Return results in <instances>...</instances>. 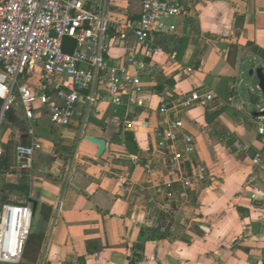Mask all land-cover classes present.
Returning <instances> with one entry per match:
<instances>
[{"label":"crops","instance_id":"crops-1","mask_svg":"<svg viewBox=\"0 0 264 264\" xmlns=\"http://www.w3.org/2000/svg\"><path fill=\"white\" fill-rule=\"evenodd\" d=\"M182 2L186 16L161 21L174 30L154 33L156 51L136 55L147 69L139 73L144 89L133 103L81 102L67 127L51 125L41 110L30 126L19 105L7 114L0 208L36 203L31 234L41 242L30 264H264V133H258L264 116H255L264 107L248 111L239 91L251 83L243 80L245 71L264 69V0ZM118 4L112 18L138 17L139 1ZM114 37L108 66L134 76L126 62L133 38L125 45ZM195 91L216 98L174 116L159 113L162 103L174 107L180 94ZM173 117L194 137L196 158L210 175L190 190L177 183L190 169L180 171L157 149ZM29 129L42 149L21 168L14 149L30 143ZM86 137L105 142L100 157ZM235 143L247 151H236ZM58 159L62 166L53 176ZM122 178L128 186L118 185ZM156 229L164 236L152 240Z\"/></svg>","mask_w":264,"mask_h":264},{"label":"built area","instance_id":"built-area-1","mask_svg":"<svg viewBox=\"0 0 264 264\" xmlns=\"http://www.w3.org/2000/svg\"><path fill=\"white\" fill-rule=\"evenodd\" d=\"M110 1L129 5L135 0L0 1V130L16 105L22 108L30 126L41 110L51 125L67 127L81 102L89 107L117 106L124 100L133 103L131 97L144 89L139 73L147 69L136 55L154 53V33L174 30L161 21L186 16L187 11L182 0H141L137 18L114 19ZM110 34L125 45L133 38L126 62L136 68L134 76H129L126 69L108 66L107 56L113 40L108 39ZM65 37L75 41L69 54L63 51ZM192 72L187 69V73ZM215 98L210 92L182 93L174 107L162 103L159 113L169 116L173 112L174 116L194 105L205 106ZM235 105V99H231L230 106ZM126 125L130 128V124ZM258 125V133L262 135L261 120ZM28 134L30 143L18 144L14 149L16 164L21 168L30 167L34 155L42 149L32 129ZM233 147L239 152L247 151L238 143ZM157 149L180 171L190 169L187 176L177 180L182 189L190 190L210 178L207 168L196 158L195 139L186 132L180 118L173 117L167 122ZM3 155L0 146V161ZM137 163L138 159H133V164ZM254 163L259 161L254 159ZM144 168L149 172L148 164ZM117 183L128 186L129 182L122 178ZM172 187V183L166 184V190ZM32 222L30 206L5 204L0 208V264L21 262Z\"/></svg>","mask_w":264,"mask_h":264},{"label":"water","instance_id":"water-1","mask_svg":"<svg viewBox=\"0 0 264 264\" xmlns=\"http://www.w3.org/2000/svg\"><path fill=\"white\" fill-rule=\"evenodd\" d=\"M75 46V41L69 37H65L63 39V51L65 53H71V51L73 50ZM249 77L251 78V83L252 84L254 82V80L256 81L255 84V88L256 90H258L262 96H264V69L263 68H256L254 70H250L249 71ZM264 116V111L259 112V113H255V116ZM87 141L92 142L96 145H98V152H97V157H100L101 154L103 153L104 149H105V142L103 140H98V139H94V138H89L86 137L85 138ZM62 166V162L58 159L54 162L52 170H51V174L53 176H58L59 175V171L61 169ZM250 196V195H249ZM36 208V203H33V207H32V211L34 213Z\"/></svg>","mask_w":264,"mask_h":264},{"label":"rangeland","instance_id":"rangeland-1","mask_svg":"<svg viewBox=\"0 0 264 264\" xmlns=\"http://www.w3.org/2000/svg\"><path fill=\"white\" fill-rule=\"evenodd\" d=\"M119 6L118 2H114V1H110L109 2V9L111 8L112 9H116L115 7ZM243 80L245 81V83H249L251 82V78L249 77V71H245V75L243 77ZM255 84H256V81L254 80V82L252 84L249 85V87H246V86H241V88L239 89L240 91V94H241V100L244 104V108L247 109L248 111H255V112H259V109L261 107H264V96L261 95V93L254 89L255 88ZM252 87L253 92V99L255 102H257L255 104V102L253 103L252 101L250 102V100L248 99L249 98V88ZM78 107V106H77ZM5 192V191H4Z\"/></svg>","mask_w":264,"mask_h":264},{"label":"trees","instance_id":"trees-1","mask_svg":"<svg viewBox=\"0 0 264 264\" xmlns=\"http://www.w3.org/2000/svg\"><path fill=\"white\" fill-rule=\"evenodd\" d=\"M135 1H139V3H141V0H135ZM135 1H133V2H135ZM2 159H3V157H2ZM2 159L0 161V165H1ZM163 236L164 235L158 234L157 229H156V230H154L150 239H152V240L153 239H161V238H163ZM40 242H41V236H34L33 234H30V236L28 237V240L25 243L20 264H30V263L34 262V260H35L34 254H35V251H37L39 249ZM25 262H27V263H25Z\"/></svg>","mask_w":264,"mask_h":264}]
</instances>
